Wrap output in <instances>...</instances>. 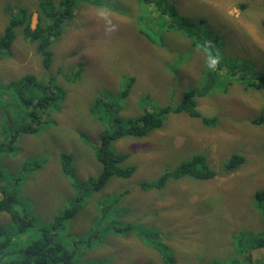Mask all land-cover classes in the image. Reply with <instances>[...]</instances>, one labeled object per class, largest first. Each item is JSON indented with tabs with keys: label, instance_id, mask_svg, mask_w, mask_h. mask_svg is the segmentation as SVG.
Wrapping results in <instances>:
<instances>
[{
	"label": "rangeland",
	"instance_id": "374dc122",
	"mask_svg": "<svg viewBox=\"0 0 264 264\" xmlns=\"http://www.w3.org/2000/svg\"><path fill=\"white\" fill-rule=\"evenodd\" d=\"M38 1L0 0V34L10 19L7 12L33 8ZM173 2L181 14L210 20V29L226 42L223 50L215 51L238 56L254 70L264 69V0ZM7 6L12 9L6 10ZM138 14L139 0L80 1L74 19L50 46V68L44 67L37 44L16 30L11 48L0 57V84L33 73L61 86L65 95L49 108L37 130L19 132L14 146L0 152V198L2 192L16 190L23 199L34 220L28 234H23L26 240L52 227L55 217L82 195L83 207L57 230V240L68 247L74 239L99 233L91 248L92 242L75 247L79 252L86 247L80 252L82 259L76 254L77 264H166L157 250L143 243L135 225L157 228L173 250L175 264L225 262L234 244L232 234L264 230V218L255 209V192L264 189V124L252 122L264 106V89L234 78L241 71L229 76L233 80L225 92L213 89L196 99L202 116H216L217 125H207L186 111H171L161 128L145 135H124L112 143L115 154H128L121 166L134 167L131 176L114 175L101 189L89 188L88 179L103 170L95 144L100 132L113 124L97 116L103 109L92 110L97 96L119 95L135 77L124 100V119L140 116L144 107L176 106L186 90L204 86L209 80L207 64L216 60L210 49H198L174 31L165 34V45L152 44L137 31ZM36 22L35 13L33 27ZM6 93L0 86V130L4 127L7 132L4 115L8 117L13 108ZM12 121L13 126L22 123L17 115ZM64 153L71 156L73 176L63 171ZM232 153L243 154L246 162L227 170L224 165ZM194 154L206 156L216 171L213 178L184 176L160 189L141 186ZM104 217L114 225L104 223ZM0 228L15 233L18 225L7 213H0Z\"/></svg>",
	"mask_w": 264,
	"mask_h": 264
},
{
	"label": "trees",
	"instance_id": "16d2710c",
	"mask_svg": "<svg viewBox=\"0 0 264 264\" xmlns=\"http://www.w3.org/2000/svg\"><path fill=\"white\" fill-rule=\"evenodd\" d=\"M83 0H39L33 8L18 7L16 12H7L10 16L3 33L0 34V57L7 52L16 39V30L20 29L24 37L30 42L36 43L37 52L41 53L43 65L50 68L52 63V50L50 46L64 32L67 26L75 17L77 7ZM86 2L92 0H85ZM140 14L136 16L137 31L154 45H165L164 36L169 32H177L178 35L189 39L198 49H210L212 56L216 57L215 63L207 64L209 80L203 87L196 89L190 88L183 94L182 100L176 106L166 105L156 110L144 107L143 114L138 117L124 119L121 112L124 109V100L135 81V77H130L126 87L121 94L101 93L95 99L92 107L93 111L103 109L102 114H97L102 120H112L110 128H105L100 132L98 143L95 144V155L103 164V170L97 178H89V188L99 190L106 185L108 180L116 175L119 177H129L134 172V167L123 164L128 159V154H115L111 150L112 143L124 135H145L154 129H159L164 124V116L171 111L188 112L193 117H200L207 125H217L218 118L202 116L197 109L196 99L203 97L213 89L225 92L229 83V76H235L241 71L237 78L249 87H262L264 89V69L254 70L248 63L241 60L238 56L218 53V48L223 50L226 42L219 35H215L208 25L207 18L194 20L188 15L181 14L173 0H139ZM7 6L6 10H11ZM36 13L37 22L32 26V17ZM209 42H216L210 45ZM231 56V57H230ZM79 74L82 68L77 70ZM76 71V72H77ZM75 72V73H76ZM206 70L204 71V73ZM253 77V78H252ZM251 78V79H250ZM231 83V82H230ZM6 96H10L9 106L13 110L4 115L7 122V132L4 127L0 130V152L6 146L13 147L19 132H33L37 130V124L46 115L49 108L55 105V101L65 95L64 89L52 83L50 80L38 78L33 73H27L18 80L4 82L1 85ZM248 87V88H249ZM146 98H143L145 102ZM144 106V104H143ZM17 115L22 119V123L13 126V116ZM254 124H264V106L259 115L252 120ZM85 141L89 138L82 135ZM71 156L62 154L63 171L70 176L74 175L71 166ZM246 162V158L241 153H232L225 163L227 170L235 169ZM0 169V180L2 179ZM216 175V171L211 169L207 163V158L203 154H194L191 158L184 160L173 170H166L158 179L141 186L146 190L163 188L170 180H176L184 176L195 179L207 180ZM19 181V177H15ZM1 184V182H0ZM1 193V190H0ZM255 209L264 218V189L255 192ZM84 197L78 196L75 204L67 208L63 213L55 217L52 227L41 229L38 237L22 239L28 234V230L33 226L34 220L29 216L25 209L23 199L18 195V191L6 193L2 192L0 198V213H7L10 219L18 225L15 233H4L0 228V264H77L76 254L82 259L81 249L77 251L78 244L89 242L100 238L97 231L90 232L84 239H74L70 244L64 245L57 240V230L63 227L65 220L73 217L84 205ZM115 216L110 219L114 221ZM103 222L109 221V226L114 225L109 218L104 217ZM119 222L117 226H121ZM131 224L127 227L132 228ZM142 236L143 243L154 248L161 255L166 264H175L176 256L170 245L159 237L157 228H148L141 225L134 226ZM128 230V228L126 229ZM24 234V235H23ZM234 236V244L229 250L232 257L227 256L225 262L214 259L210 264H264V230L259 232L249 231L247 233L237 232ZM88 245L91 248L92 244ZM204 256H206L204 254ZM200 257V256H199ZM198 258V257H197ZM83 264H87L84 262ZM132 264V263H131ZM190 264H194L190 262Z\"/></svg>",
	"mask_w": 264,
	"mask_h": 264
}]
</instances>
